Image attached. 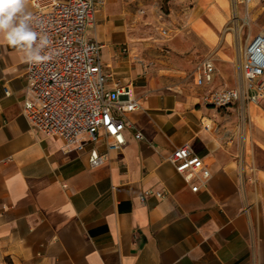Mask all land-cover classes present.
<instances>
[{
    "label": "crops",
    "instance_id": "crops-1",
    "mask_svg": "<svg viewBox=\"0 0 264 264\" xmlns=\"http://www.w3.org/2000/svg\"><path fill=\"white\" fill-rule=\"evenodd\" d=\"M141 1L106 0L98 13L102 63L131 86L141 110L125 114L131 128L120 151L98 148L107 161L96 169L87 152L65 156L61 141L30 129L21 115L25 60L0 43V261L264 264V116L249 105L255 127L232 107L203 105L202 94L167 89L168 74L123 42L129 4ZM26 11L32 12L30 0ZM206 19L194 23L199 30L192 24L185 40L196 47L192 60L213 52L207 37L224 23ZM216 74L215 66L214 80ZM136 131L145 139L137 140ZM184 144L201 157L207 181L197 176L188 184L169 162Z\"/></svg>",
    "mask_w": 264,
    "mask_h": 264
},
{
    "label": "built area",
    "instance_id": "built-area-1",
    "mask_svg": "<svg viewBox=\"0 0 264 264\" xmlns=\"http://www.w3.org/2000/svg\"><path fill=\"white\" fill-rule=\"evenodd\" d=\"M254 1L240 0L245 6ZM30 5L32 26L49 37L44 52L52 58L39 64L25 61L21 115L31 130L61 141L65 156L87 152L89 167L96 169L107 161V153L101 154L98 148L104 145L108 153L120 151L131 128L125 114L141 110L131 86L116 79L101 60L96 28L106 0H30ZM214 74V60L206 57L194 68L192 82L206 88L214 82ZM241 80L240 88L208 92L202 97L203 105L222 109L264 103V32L246 42ZM4 91L5 96L12 95L7 87ZM135 138L145 139L140 131ZM169 162L188 184L197 176L209 179L201 157L188 144L174 150ZM151 194L147 191L143 198Z\"/></svg>",
    "mask_w": 264,
    "mask_h": 264
},
{
    "label": "rangeland",
    "instance_id": "rangeland-1",
    "mask_svg": "<svg viewBox=\"0 0 264 264\" xmlns=\"http://www.w3.org/2000/svg\"><path fill=\"white\" fill-rule=\"evenodd\" d=\"M253 5L248 9L240 4V0H142L134 5L129 4L128 36L123 42L134 49L148 67H153L154 61L157 68L168 74L173 82L167 89L178 88L184 94L196 97L225 87L240 88L242 80L239 65L242 51L252 35L264 30V0ZM207 14L224 23L221 30L214 31V34L207 37L213 52L200 53L197 60H192L189 54L193 51L190 49L195 52L196 47L185 40L193 28L192 24H202L201 20L206 19ZM205 22L210 26L207 19ZM194 29L201 28L194 24ZM223 47H226L225 52L216 56ZM206 56L213 58L217 74L212 85L196 88L192 82V73ZM229 72L230 77L227 75ZM232 108L240 113V121H247L248 125L255 127L259 125L256 117L253 120L249 118L248 104H234ZM250 108L264 116V103L259 106L251 105ZM259 155L260 162L264 163V154ZM0 264L12 262L4 259Z\"/></svg>",
    "mask_w": 264,
    "mask_h": 264
},
{
    "label": "clouds",
    "instance_id": "clouds-1",
    "mask_svg": "<svg viewBox=\"0 0 264 264\" xmlns=\"http://www.w3.org/2000/svg\"><path fill=\"white\" fill-rule=\"evenodd\" d=\"M29 0H0V43L16 49L28 63L51 59L44 50L50 45L46 33H38L26 11Z\"/></svg>",
    "mask_w": 264,
    "mask_h": 264
}]
</instances>
